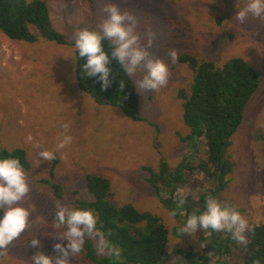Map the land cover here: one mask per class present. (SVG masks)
Segmentation results:
<instances>
[{
	"label": "rangeland",
	"instance_id": "obj_1",
	"mask_svg": "<svg viewBox=\"0 0 264 264\" xmlns=\"http://www.w3.org/2000/svg\"><path fill=\"white\" fill-rule=\"evenodd\" d=\"M107 4L135 15L141 46L147 43L148 32L154 33L148 51L169 68L165 87L142 94L136 89L141 121L95 104L77 88L76 33L99 31L107 18L103 11ZM246 4L247 0H47L52 25L66 45L42 39L33 27L37 37L33 43L10 41L0 32V149L23 148L31 165L25 171L30 192L20 204L30 212V227L0 255V264H33L31 256L37 251L59 255L54 245L66 246L67 240L59 236L67 229L55 227L56 205L71 208L72 192L78 199L87 195L86 174L109 180L115 205L131 204L160 217L168 229V256L179 249H195L210 251L216 260L207 231L180 233L186 219L171 217L145 181V167L157 170L165 162L174 168L200 147L189 137L191 130L183 121L182 101L177 97L180 89L190 91L193 72L185 64L172 63L170 49L211 61L217 68L231 57H240L258 71L259 86L226 150L232 170L217 198L246 218L248 226L264 223V18L249 15L240 23L235 15ZM143 75L141 67L130 76L135 87ZM29 135L32 142L27 140ZM65 135L72 142L57 149ZM44 150L53 152L55 159L43 161L38 152ZM53 181L60 185L58 196ZM3 214L0 208V218ZM34 237L41 246L29 247ZM70 264L92 263L77 254Z\"/></svg>",
	"mask_w": 264,
	"mask_h": 264
},
{
	"label": "trees",
	"instance_id": "obj_2",
	"mask_svg": "<svg viewBox=\"0 0 264 264\" xmlns=\"http://www.w3.org/2000/svg\"><path fill=\"white\" fill-rule=\"evenodd\" d=\"M72 2L74 0H62ZM30 27L39 36L58 45H66L64 36L52 25L47 0H0V32L10 41L33 43L37 40ZM104 51L111 59L113 46L107 39L102 41ZM87 57L74 53V73L77 88L88 95L99 106L118 109L125 117L141 121L139 98L131 77L111 60V85L104 91L97 77H87L83 68ZM177 62L185 64L193 72L190 91H178L182 101L183 121L195 139L193 155H185L176 167L170 168L162 162L157 170L145 167L146 183L153 194L169 212L176 210L175 217L187 218L200 215L206 210V200L217 198L226 185V176L231 165L226 150L231 138L239 128L244 109L256 92L260 75L258 71L240 57H231L217 68L211 61L189 54L178 55ZM120 81L125 87L120 89ZM200 150V155L196 154ZM17 158L24 171L31 167L23 148L11 150L1 148L0 159ZM56 160L50 167L54 178ZM86 194L75 196L71 208L91 210L97 217V229L114 246L121 250L119 260L100 255L96 241L85 237L80 253L92 264H211L210 251L179 249L172 256L166 254L168 229L157 215L139 211L131 204L115 205L111 201V185L107 178L95 174L84 177ZM200 180V181H199ZM199 181V182H198ZM54 193L58 196L60 185L53 181ZM183 195L185 203L177 208V201ZM219 201V200H218ZM212 250L216 255L215 264H253L259 260L264 264V223L248 226L244 233L249 241L240 244L227 231L206 230Z\"/></svg>",
	"mask_w": 264,
	"mask_h": 264
},
{
	"label": "clouds",
	"instance_id": "obj_3",
	"mask_svg": "<svg viewBox=\"0 0 264 264\" xmlns=\"http://www.w3.org/2000/svg\"><path fill=\"white\" fill-rule=\"evenodd\" d=\"M104 12L107 18L99 26V31L88 29L80 30L75 36V48L80 57H87L83 68L87 77H97L101 83V90H106L111 85L109 79L111 69L108 67L111 60L119 63L120 67L129 76H134L138 68L143 67L145 75L136 80V89L142 94L146 91H156L165 87L168 83L170 72L166 63L153 58L148 51L152 46L154 33L148 32V40L144 46L140 43V34L137 32V18L128 11H121L115 4L105 5ZM251 15L256 18H264V0H247L244 8L236 12V18L240 23ZM107 39L113 46L111 59L104 51L102 41ZM172 63L178 60V53L175 49L168 52ZM120 89L125 87L120 81ZM68 124L64 125L67 129ZM29 142L33 137H27ZM72 142V137L65 135L57 144V149H62ZM39 148L38 143L33 144ZM38 156L43 161L55 159L51 151H40ZM30 192L27 175L23 170L19 159H0V208L4 209V214L0 218V255L6 253L7 247L30 227V212L21 202ZM185 203L181 194L177 201V208ZM171 217L176 215V210L169 213ZM55 227L67 230L59 238L67 240V244L56 243L54 250L59 253L55 257H50L37 251L31 256L33 264H70V258L83 251L85 237L96 241V249L100 255H108L114 260H119L121 250L112 245L101 233L97 225L96 215L88 209L69 208L57 204L54 213ZM198 229L212 231H227L232 234V238L240 244L246 245L247 240L244 233L248 230V222L237 210L223 205L215 198L209 197L206 200V210L200 215H190L184 225L180 228V233L194 234ZM41 246L40 241L35 237L30 241L29 247ZM204 245L202 244L201 247ZM212 257L211 252L207 253ZM211 264H215L214 258ZM253 264H260L257 259Z\"/></svg>",
	"mask_w": 264,
	"mask_h": 264
}]
</instances>
